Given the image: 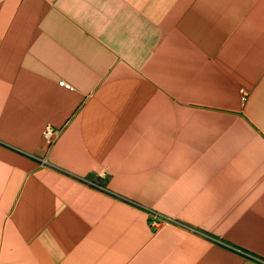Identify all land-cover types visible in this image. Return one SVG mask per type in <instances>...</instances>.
Returning a JSON list of instances; mask_svg holds the SVG:
<instances>
[{
	"label": "crops",
	"instance_id": "crops-1",
	"mask_svg": "<svg viewBox=\"0 0 264 264\" xmlns=\"http://www.w3.org/2000/svg\"><path fill=\"white\" fill-rule=\"evenodd\" d=\"M0 264H264V0H0Z\"/></svg>",
	"mask_w": 264,
	"mask_h": 264
},
{
	"label": "built area",
	"instance_id": "built-area-1",
	"mask_svg": "<svg viewBox=\"0 0 264 264\" xmlns=\"http://www.w3.org/2000/svg\"><path fill=\"white\" fill-rule=\"evenodd\" d=\"M61 85H64L66 87H70V84L66 83L65 81H60L59 82ZM243 92H245L243 90ZM59 135V130L54 128L51 124H47V126L44 128L43 131V138L47 141V143L52 144L56 138ZM155 223L159 224L160 222L154 221Z\"/></svg>",
	"mask_w": 264,
	"mask_h": 264
}]
</instances>
